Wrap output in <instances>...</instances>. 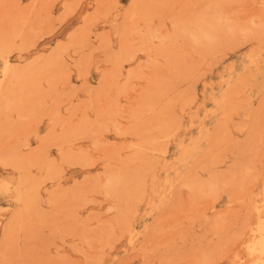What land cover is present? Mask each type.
Returning <instances> with one entry per match:
<instances>
[{
    "label": "rangeland",
    "instance_id": "374dc122",
    "mask_svg": "<svg viewBox=\"0 0 264 264\" xmlns=\"http://www.w3.org/2000/svg\"><path fill=\"white\" fill-rule=\"evenodd\" d=\"M0 264H264V0H0Z\"/></svg>",
    "mask_w": 264,
    "mask_h": 264
}]
</instances>
